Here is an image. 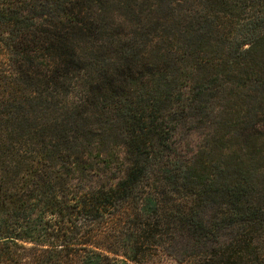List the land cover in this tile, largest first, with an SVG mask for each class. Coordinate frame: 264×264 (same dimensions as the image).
Here are the masks:
<instances>
[{
    "label": "trees",
    "instance_id": "16d2710c",
    "mask_svg": "<svg viewBox=\"0 0 264 264\" xmlns=\"http://www.w3.org/2000/svg\"><path fill=\"white\" fill-rule=\"evenodd\" d=\"M159 250L264 264V0H0V264Z\"/></svg>",
    "mask_w": 264,
    "mask_h": 264
},
{
    "label": "rangeland",
    "instance_id": "374dc122",
    "mask_svg": "<svg viewBox=\"0 0 264 264\" xmlns=\"http://www.w3.org/2000/svg\"><path fill=\"white\" fill-rule=\"evenodd\" d=\"M188 142L190 143L189 149L198 150V147L203 145L205 143L206 137L205 132H195L192 135H190ZM175 199L176 197L172 195ZM176 201H180L177 199ZM258 243V241H257ZM263 240L259 242V247H262ZM139 264H193L192 262H179L174 257L168 255L164 251H152L151 253L146 254L145 256L140 255L139 256ZM132 264V263H131ZM136 264V263H135Z\"/></svg>",
    "mask_w": 264,
    "mask_h": 264
}]
</instances>
